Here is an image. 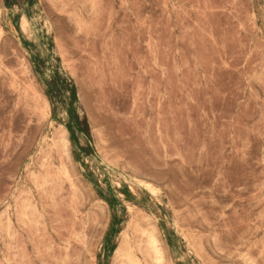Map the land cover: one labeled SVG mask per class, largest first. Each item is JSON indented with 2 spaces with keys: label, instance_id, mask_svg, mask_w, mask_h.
I'll return each instance as SVG.
<instances>
[{
  "label": "rangeland",
  "instance_id": "374dc122",
  "mask_svg": "<svg viewBox=\"0 0 264 264\" xmlns=\"http://www.w3.org/2000/svg\"><path fill=\"white\" fill-rule=\"evenodd\" d=\"M0 264H264V0H0Z\"/></svg>",
  "mask_w": 264,
  "mask_h": 264
}]
</instances>
